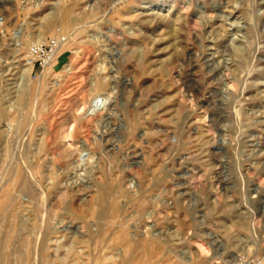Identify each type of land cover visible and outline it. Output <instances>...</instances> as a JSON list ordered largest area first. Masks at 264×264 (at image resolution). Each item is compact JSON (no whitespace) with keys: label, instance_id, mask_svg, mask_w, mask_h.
<instances>
[{"label":"rangeland","instance_id":"1","mask_svg":"<svg viewBox=\"0 0 264 264\" xmlns=\"http://www.w3.org/2000/svg\"><path fill=\"white\" fill-rule=\"evenodd\" d=\"M255 259L264 0H0V264Z\"/></svg>","mask_w":264,"mask_h":264},{"label":"built area","instance_id":"2","mask_svg":"<svg viewBox=\"0 0 264 264\" xmlns=\"http://www.w3.org/2000/svg\"><path fill=\"white\" fill-rule=\"evenodd\" d=\"M61 46L60 35L46 41L36 42L29 47L25 60L31 67H38L45 71L56 61ZM236 264H264V261L259 259L238 260Z\"/></svg>","mask_w":264,"mask_h":264},{"label":"bare ground","instance_id":"3","mask_svg":"<svg viewBox=\"0 0 264 264\" xmlns=\"http://www.w3.org/2000/svg\"><path fill=\"white\" fill-rule=\"evenodd\" d=\"M218 7H219V6H218ZM215 19H216V18H215ZM224 22H225V21H224ZM230 27H231V26H230ZM212 28H213V27H212ZM219 30H220V29H219ZM229 32H230V31H229ZM7 54H8V53H7ZM9 57H10V56H9ZM9 57L7 58V60H9V59L11 58V57H10V58H9ZM13 60H14V59H13ZM8 63H9V62H8ZM8 63L6 62V64H8ZM8 65H9V64H8ZM211 67H212V66H211ZM4 68H5V67H4ZM233 83H234V82H233Z\"/></svg>","mask_w":264,"mask_h":264}]
</instances>
